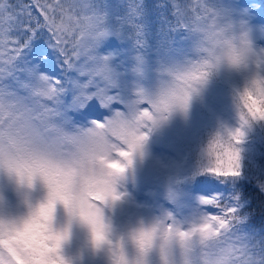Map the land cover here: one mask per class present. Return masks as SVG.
<instances>
[{
  "label": "trees",
  "instance_id": "16d2710c",
  "mask_svg": "<svg viewBox=\"0 0 264 264\" xmlns=\"http://www.w3.org/2000/svg\"><path fill=\"white\" fill-rule=\"evenodd\" d=\"M17 2L18 0H0V3L6 5L9 3L16 4ZM19 2L31 6L32 26H35L37 19L41 23L44 22L42 10L36 6L35 0H19ZM39 2L42 5L51 6L48 14L54 17L57 24L61 21L67 24L68 31L63 34L67 44L62 45V47L68 49L69 55H73L74 62L79 67H84L88 63L87 55L82 53L79 59H76L72 50L76 48L77 51H80L77 48V42L85 39L79 27L81 18L84 15H95L101 22L104 34L97 39L96 46L102 41L107 42L110 39L120 48L124 47L129 50L127 54H123L116 73L112 77V83L116 85L117 94L131 92L128 89V80L143 74L144 77L148 76L149 79L146 84L139 86L138 91L148 92V95L153 91H157L161 96L166 97L175 88L174 84L180 86L181 77L191 72L202 62L203 54L196 49L199 33L191 26L190 19L193 14V6L197 3V0H87V13L72 7L77 0H39ZM57 4L62 5V9L56 8ZM250 4L252 5L250 6ZM242 5H244L243 9L247 7L253 12L254 16L249 20L252 22L254 18L256 26L262 30L261 41H264V0H200V4L196 7L201 12L207 9L210 16H218L237 24L238 22L235 19L236 10L241 8ZM68 17H71V19H68ZM26 35L27 33H25ZM50 35L48 30L44 29L41 40L34 43L32 51H35L39 44L46 42ZM23 38L21 37V39ZM52 43H55V40ZM8 47L11 50L15 45L9 44ZM47 53L50 54V59L59 69L60 63H57L56 51L48 48ZM92 54L104 61L97 54L95 48ZM25 55L28 60L32 59L31 52L25 50ZM62 59L63 57H61V61ZM176 64L184 66V69L179 72V76L175 74ZM259 64H261L260 61ZM247 67H242L239 70L226 69L223 74L220 73L219 68L205 69L207 75L201 81L194 83L195 92L188 99L187 104H184L186 109L181 116L183 119L177 124L178 129L169 132L165 137L163 135L158 136L160 137L158 141L155 137L153 139L156 146L159 144L171 145L173 146L171 147L172 150L177 148L178 153L181 152V154L179 153L181 162L176 175L172 174L173 172L165 173L160 169L159 175H145L144 177L152 183L168 181L171 183L173 191H180L179 193L185 196L193 194V188L199 183L220 182L222 191L220 190L219 194L213 198H204L201 204L202 208L205 209L211 206L216 210H222L223 213L216 216V218H222L227 215L229 200L236 202L237 205L230 208L235 211L232 214V222L229 226V238L241 249L248 264H264V143L263 145L256 144L258 147L256 152L251 156L248 155L251 160L243 154H239L238 160L241 163V168L238 170L239 175L221 176L216 174L214 169L217 163V155H221L227 149L232 150V148L238 151V146L234 143L238 140L236 141L228 133L227 128L221 126L222 121L216 114L212 113L209 106H206L209 98L203 88V85H206L209 89H213V87L221 89L223 87L221 83L223 82V85L227 86L228 89L231 88L230 94L236 96V87L239 90L242 89V94H244L253 78L247 75L245 71ZM260 70L263 72V67ZM77 73L74 71L69 75L75 78ZM76 79L88 82L90 77L84 75ZM93 79L99 83V87H104L100 77ZM96 90L97 87L89 90V92ZM77 94L69 90L67 96L69 105L71 104V98ZM148 95H144L145 98L140 96L143 98H137L138 100L134 103L147 99ZM62 100L65 102V98H62ZM90 101L87 103L89 104ZM236 101L240 105L239 114L246 117L249 113L243 105L242 98ZM75 111V109H70L69 116L75 118ZM225 134L226 140L223 139ZM218 143L225 144V147L220 146ZM248 143H252L250 135L246 141L238 144L239 146H245ZM235 155L237 157V154ZM236 161L237 159L235 163ZM253 162L254 164L251 165ZM19 179L20 177L15 172L8 175L0 169V219L17 221L25 216L26 220L44 204L41 202V205L35 206L34 199L26 198L20 183L25 182L26 187L29 185L26 181L19 182ZM92 196L96 197L95 193ZM60 207L66 208L63 203ZM100 207L105 209L102 210L104 214H110V221L105 232V242L111 238L112 243L110 244L108 241L103 245L93 241L92 253L90 258L87 259L82 257L81 252H68V248L65 247L67 249H63V252H60L59 255L65 264H116L117 254L121 251L123 256L129 259L137 256L133 254L137 250H132L127 243L129 240L137 245L134 237L139 232L131 233L130 230H134L136 226L141 229L142 224L139 221L133 222L131 229L126 233L125 231L128 229L126 223L130 215L128 210L117 211L107 201L101 203ZM157 207H159V204L154 208ZM111 214L115 217L113 218ZM52 217H54L53 214ZM53 227L54 225H51L52 230ZM126 237H128L127 241ZM173 241L176 245H180L179 239H173ZM171 245L172 243H169L164 247L170 250ZM102 252H108L109 254L105 256ZM111 252H113V256H110ZM140 253L142 258H149L150 255L156 256L148 249ZM5 259L4 252L0 250V264H5Z\"/></svg>",
  "mask_w": 264,
  "mask_h": 264
},
{
  "label": "snow or ice",
  "instance_id": "6c2138e0",
  "mask_svg": "<svg viewBox=\"0 0 264 264\" xmlns=\"http://www.w3.org/2000/svg\"><path fill=\"white\" fill-rule=\"evenodd\" d=\"M35 4L42 10L44 22L41 23L37 19L35 26H32L33 16L30 5H24L19 0L16 4L0 3V165L15 172L22 181H27L29 184L39 176L49 188L47 203L33 212L22 223L21 228L15 229L16 236L12 239H19L30 250V264H65L58 255L61 241L65 238L64 234L55 232L51 228L55 204L59 201L70 213L78 214L90 225L94 242L100 244L105 241L101 208L91 203L89 197L95 193L101 203L109 198L118 197L114 195L108 181H90L82 193H74L75 171L66 165L62 167L61 162L47 157L40 149L45 148L46 142L61 130L77 131L81 128L98 127L101 129L100 134L111 142L113 137L122 141L119 144L112 143L113 149H118V155L130 162L132 152L147 138V133L141 132L140 128L147 127L145 122L152 120L153 117L147 109L131 117L116 111L104 119L103 123H98L105 117V113L96 106L95 99H99L103 108L109 109L113 102L121 103L118 94L108 95V91L112 89V73L107 63L92 54L97 39L104 34L99 18L95 15H84L81 18L79 27L85 39L77 42L80 51L73 48L72 52L76 59L85 53L88 63L84 67H79L74 62L73 55H69L68 49L62 47L67 44L63 37L68 31L67 24L64 21L56 23L54 17L48 14L50 5H42L39 0H35ZM199 4L200 0H197L193 6V14L190 18L192 27H195L198 21L210 17L207 9L202 12L198 10L196 6ZM55 7L62 9L60 4ZM72 7L88 12L87 0H77ZM44 29H47L51 35L33 52V45L41 40ZM53 40L55 43H52ZM9 44H14L15 47L9 50ZM48 48L56 51L57 63H60L59 69L50 59ZM25 50L32 53L31 60L27 59ZM61 57H63L62 61ZM205 69L204 65H198L181 77L179 89L162 99L163 110H167L174 103L186 105L194 83L201 81L207 75ZM74 71L81 76L88 75L90 77L88 83L82 84L78 79L72 78L69 74ZM95 77L102 79L104 87L97 85V90L90 93L87 89L94 83ZM254 89V91H245L242 96L243 105L252 116L264 118V83L256 82ZM69 90L74 94L78 93L70 105L62 100ZM89 100L93 103L88 104ZM82 108L86 110L79 111ZM70 109L76 110L75 119L69 116ZM23 115H27L28 118L26 125L19 123ZM34 128H39L45 135L37 136L33 131ZM121 144L127 145L128 150L120 148ZM235 160L234 152L228 150L222 152L221 155H217L214 171L221 176L239 175ZM107 167L115 170L109 175H117L124 170L120 162H108ZM234 211L228 209L226 216L214 217L211 223L202 225L194 232L173 233V229L169 228L167 234L169 237L175 235L184 241L198 231L204 240L216 241L210 249L212 254L219 249L227 253L231 264H248L241 249L229 238V226ZM154 235L155 229L141 230L134 239L144 251L151 246ZM8 250L15 256L12 248ZM16 259L19 261L18 256ZM116 264H126L122 251L117 254Z\"/></svg>",
  "mask_w": 264,
  "mask_h": 264
},
{
  "label": "rangeland",
  "instance_id": "374dc122",
  "mask_svg": "<svg viewBox=\"0 0 264 264\" xmlns=\"http://www.w3.org/2000/svg\"><path fill=\"white\" fill-rule=\"evenodd\" d=\"M242 10V9H241ZM240 10V11H241ZM250 16V15H249ZM241 17L238 18L237 22L240 25H243V21ZM251 39H256L261 36L262 30L257 28V26L253 23L250 26H247ZM109 41V40H108ZM253 48L256 52L264 53V42L259 49H256V46L253 44ZM97 53H100L106 60H110L113 64V69L117 65L120 54L128 53L129 50L122 47L121 49L115 50L112 46L107 42H101L98 45ZM97 51V50H96ZM261 66L263 67L264 72V60H260ZM257 66L253 64H249L247 69H245L247 75L254 76L259 75L256 71ZM184 69V66L175 65V74L179 76V72ZM220 73L226 69L227 67H220ZM83 77L79 73L75 74V78ZM251 77V78H252ZM261 77V76H260ZM148 76L144 77L140 75L135 78L133 81L128 80L129 83L128 89L131 92L123 93L120 92L119 98L122 101L123 105H119L118 102H114L109 108H103L100 104L99 99H95V104L97 107H100V111L105 113V117L98 121V123H103L104 119L113 115L116 111H120L125 113L128 116H133L134 114L142 113L145 110V107L142 105L138 108L139 111L134 110L132 105L137 98H143L144 95H148V92L141 91L139 92L138 88L142 84H146L148 81ZM252 80V79H251ZM83 81V82H82ZM80 83L87 84V81L82 80ZM250 81V80H249ZM98 83V82H97ZM97 83H93L94 85H98ZM126 85V86H127ZM221 89H209L208 86L203 85L204 91L209 98V102L206 106H209L212 113L216 114L219 119L222 121V125L224 128L228 129V133H230L233 138L237 141L234 142L238 146V151L236 149L228 151H232L237 154H243L248 157V155H252L258 149L257 145H263L264 143V118L254 117L251 114H247L246 117L239 114L240 105L237 103V99L242 98V89L235 88L236 96L230 94L231 88H227V86L223 85ZM92 85H89L87 91L91 89ZM99 86V85H98ZM176 89H179V85L174 84ZM250 85L247 86L246 90L250 89ZM174 88V89H175ZM172 90V92L174 91ZM200 92L202 90L198 89ZM109 91H113L110 89ZM95 92V91H93ZM92 91L90 93H93ZM171 92V93H172ZM193 92H195V87L190 92V97L193 96ZM144 94V95H143ZM114 96V95H110ZM143 96V97H140ZM148 98L144 101L150 104L148 112L152 114L153 119L150 121H146L147 127H141V132L147 133V138L142 142V144L135 149L130 157V162L128 159L120 157L118 155V149L114 150L115 160H110L109 163L112 162H120L123 167H128V171L121 172L117 174V179L112 185L114 195L118 197L117 199L109 198L107 202L111 204L114 209L117 211H126L129 212V220H127L128 229H131L132 223L139 221L142 224V228H138L136 226L134 230H130L133 232H140L141 230H152L155 229V239L152 242L151 246L148 248L152 254L156 256H152L149 258H142L143 264H179L182 255L181 245H176L173 239H178L177 236L169 237L167 232H161L160 228L163 225L166 229L172 228L177 232H194L196 229L200 228L202 225L206 223H211L212 218H216V216L223 213L222 210H212L211 208L204 210L199 206L203 203L204 198L214 197L221 190L220 182H202L200 185H197L198 192L191 194L189 196H185L180 194L178 191L175 192L171 189V183L168 181L156 182L155 184L148 181V178H145V175L155 176V174H160V169L166 172H173L172 174L176 175L177 168L179 163L181 162L178 153V149L175 150L166 144H159L156 146V142L153 140L154 137L158 141V136L163 135L165 137L169 132L178 129V123L183 119L181 116L184 114L186 107L184 104H173L167 110H163V104L161 103L164 96H161L157 91H153ZM237 97V98H236ZM75 97L71 98L70 102L72 103ZM145 98V97H144ZM242 102V101H241ZM91 100L89 104H92ZM118 104V106L116 105ZM65 104L67 103V99H65ZM83 109V108H82ZM80 109V110H82ZM159 109V110H158ZM86 108L83 109L85 111ZM75 119V118H73ZM252 137V143H248L245 146H239L238 143H242L249 138V135ZM223 139L226 140V134L223 136ZM112 143H122V141L117 140L115 137L112 138ZM149 144V146H147ZM219 144V143H218ZM257 144V145H256ZM222 147H225V144H219ZM120 148L127 151V145L121 144ZM146 147V149H144ZM226 150V151H227ZM250 156L248 159H250ZM236 166L239 170L241 168V163L239 157L237 158ZM178 158V160H177ZM251 160V159H250ZM129 164V165H128ZM254 164L251 163V165ZM3 171H5L8 175L12 173L6 167H0ZM19 177V176H18ZM168 179V178H167ZM21 182V178L18 180ZM27 182V181H26ZM25 182L20 183V187L24 191V195L26 198L30 200L34 199V203L37 206L38 204L47 203L49 196V188L45 181L37 176L32 180V184H29L28 187L24 184ZM203 184V185H202ZM35 188H34V187ZM220 186V188L218 187ZM135 188V192L137 194L131 195L132 189ZM37 189V190H36ZM40 191H39V190ZM222 191V190H221ZM160 197H164L165 199H169L170 202L163 203L161 202ZM159 204L160 208L157 210H151L152 207H155ZM61 202H57L54 207L53 215L51 219V225H54L53 231L64 234V239L61 241L60 248L58 249V255L60 252H63V249H67L68 252H81L82 257L90 258L91 248L93 244V234L92 229L89 224H87L78 214L70 213L66 208L60 207ZM176 205V206H174ZM237 205L236 202L229 200L228 206L235 207ZM97 206V205H96ZM116 212V210H114ZM36 211V210H35ZM172 212V213H171ZM102 214V222L104 224L105 232L108 228V224L110 221V214H104L101 209ZM114 218L115 216L111 214ZM25 220V216L23 218H19L17 221H7L3 218L0 219V224H22ZM173 238V239H172ZM128 237H126V241ZM109 243H112V239L109 238ZM107 241V242H108ZM125 240L124 242L127 243ZM107 242H102L101 244H106ZM172 243L171 249L168 250L164 246L166 244ZM132 250H137V252H133L135 255H141V251H139V246L131 243L128 240V243ZM67 247V248H65ZM105 256H108V252H102ZM149 253V252H147ZM110 256H113V252L110 253Z\"/></svg>",
  "mask_w": 264,
  "mask_h": 264
},
{
  "label": "clouds",
  "instance_id": "9594fccd",
  "mask_svg": "<svg viewBox=\"0 0 264 264\" xmlns=\"http://www.w3.org/2000/svg\"><path fill=\"white\" fill-rule=\"evenodd\" d=\"M194 29L199 33L196 49L203 54L199 65H204L206 69L227 67L239 70L250 63L258 65L260 60H264V53L257 54L253 48L250 32L244 25L210 16L198 21ZM256 82L264 83V77L254 75L249 90H255ZM19 123L26 125L27 115L21 116ZM33 131L39 137L45 135L39 128H34ZM100 133L101 129L98 127L81 128L77 131L61 130L46 142L45 148L40 149L47 157L61 162L62 167L66 165L75 171L74 193H82L90 181H108L112 186L117 179V175H109L115 170L107 167L110 160L116 159L112 142ZM21 227L22 224H0V250L5 254V264H30V250L19 239H12L16 236L15 229ZM160 231L167 232V229L162 225ZM175 231L173 229V233ZM179 243L182 249L179 264H231L227 253L216 249L215 254H212L210 249L216 241L204 240L198 231L190 239H179ZM9 248L15 251V256L9 252ZM139 250L143 252L140 248ZM124 259L126 264H143L142 255Z\"/></svg>",
  "mask_w": 264,
  "mask_h": 264
}]
</instances>
